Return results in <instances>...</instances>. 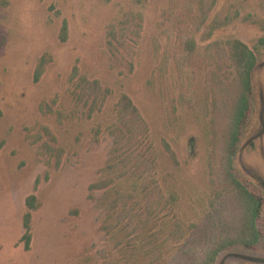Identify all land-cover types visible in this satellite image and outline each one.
<instances>
[{
  "label": "rangeland",
  "instance_id": "obj_1",
  "mask_svg": "<svg viewBox=\"0 0 264 264\" xmlns=\"http://www.w3.org/2000/svg\"><path fill=\"white\" fill-rule=\"evenodd\" d=\"M0 264H264V0H0Z\"/></svg>",
  "mask_w": 264,
  "mask_h": 264
},
{
  "label": "trees",
  "instance_id": "obj_2",
  "mask_svg": "<svg viewBox=\"0 0 264 264\" xmlns=\"http://www.w3.org/2000/svg\"><path fill=\"white\" fill-rule=\"evenodd\" d=\"M249 116V109L246 108L244 109L237 117V122H236V128H235V133H236V140L238 139L245 123H246V120ZM236 140H234L233 142H231V147H230V153L233 154L235 152V149H236V146H235V143H236ZM250 198L252 199L255 207L253 209V212H254V216L257 217V215L259 214L260 212V209H261V206L263 204V198L261 196H255L253 194H250L249 195Z\"/></svg>",
  "mask_w": 264,
  "mask_h": 264
}]
</instances>
